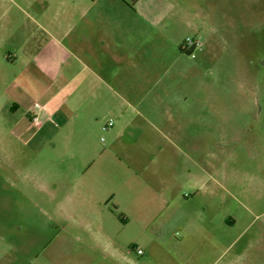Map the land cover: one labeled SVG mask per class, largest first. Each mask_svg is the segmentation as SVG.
<instances>
[{
    "label": "rangeland",
    "instance_id": "obj_1",
    "mask_svg": "<svg viewBox=\"0 0 264 264\" xmlns=\"http://www.w3.org/2000/svg\"><path fill=\"white\" fill-rule=\"evenodd\" d=\"M134 8L138 16L111 15V25L168 28L161 58L133 70L123 86L112 81L100 118L65 130L74 142L56 134L58 117L33 141L12 128L25 108L10 114L11 123L1 117L0 264H180L177 252L193 264H264V0H139ZM171 38L200 46L194 56L180 54ZM17 83V101L33 103L43 123L38 99L47 82ZM73 114L71 126L80 122ZM104 162L113 172L105 189L86 177L90 190L74 189L72 202L46 201V183L70 191L68 181ZM152 171L192 176L193 191L181 192L197 195L187 209L214 219L192 226L183 244L165 202L119 189L120 174ZM162 212L165 221L153 222Z\"/></svg>",
    "mask_w": 264,
    "mask_h": 264
},
{
    "label": "crops",
    "instance_id": "obj_2",
    "mask_svg": "<svg viewBox=\"0 0 264 264\" xmlns=\"http://www.w3.org/2000/svg\"><path fill=\"white\" fill-rule=\"evenodd\" d=\"M100 1L0 0V82L2 96L6 99L5 105L0 109V129L4 113L6 115L3 119L11 123L10 114L23 107L27 112L13 123L14 130L22 131L23 135L28 134L31 141L40 140L39 136L51 127V120L58 117L61 125L56 134L62 130L65 144L74 142L69 140L71 135L65 134V130L67 132L74 126L87 128L100 118L101 110L110 102L112 81L117 86H123L134 75L133 70L142 68L143 64L158 62L161 44H165L168 39L164 34L168 28L150 23L146 27L139 26L131 20H121L119 24L111 25V15L120 13V17L123 15L126 18L130 13L138 16L139 12L134 6L139 0H116L120 4L115 2L119 5L115 10L110 7L113 0H107V7ZM171 42L173 46H177L180 54H184L180 50L182 40L171 38ZM32 80L47 82L38 99L41 104L39 116L44 120L40 126H35L32 121L37 115L33 111V103L24 105L16 99V89L21 86L17 82ZM97 102L98 110L95 109ZM69 111L80 122L71 126L66 117ZM34 129L35 133L30 135ZM12 134L15 135L16 132L13 131ZM3 141L1 138L0 145ZM94 165H89L87 170L82 171L83 180L79 179L73 184L70 181L66 183L70 184V191L57 182L46 183L44 187L51 194L46 201L55 205L72 202L74 189L90 190L82 187L87 184L84 179L86 177L93 189H105L113 172L106 168L105 162L98 168ZM184 173L152 171L150 174H120L118 181L121 191L152 192L159 202L167 204L165 209L172 211L171 216H174L170 224L176 234H182V239L178 241L180 244L195 235L192 226L201 225L202 221L214 220H198L187 209L197 195L193 198H189L190 195L182 196V190L193 191L189 186L193 181L192 176ZM196 178L195 176L194 180ZM195 183L198 184L199 181ZM164 215L163 212L158 214L153 222L163 223ZM187 254L177 252L174 256L180 258V264H193L189 258L191 255ZM141 256H145V253ZM126 260L129 262L127 258ZM198 263L206 264L208 261Z\"/></svg>",
    "mask_w": 264,
    "mask_h": 264
},
{
    "label": "built area",
    "instance_id": "obj_3",
    "mask_svg": "<svg viewBox=\"0 0 264 264\" xmlns=\"http://www.w3.org/2000/svg\"><path fill=\"white\" fill-rule=\"evenodd\" d=\"M199 46H200V42L192 40L190 42H184L183 45H182V48H183V50L188 52L189 55L194 56L193 51H194L195 48H197ZM32 121H33V124L35 126H40L41 125V122L39 121L38 117H34L32 119ZM112 126H113V123L109 122L107 124V126H105L104 129H108V128L112 127ZM142 253H143L142 250L139 249L138 250V255H141Z\"/></svg>",
    "mask_w": 264,
    "mask_h": 264
},
{
    "label": "trees",
    "instance_id": "obj_4",
    "mask_svg": "<svg viewBox=\"0 0 264 264\" xmlns=\"http://www.w3.org/2000/svg\"><path fill=\"white\" fill-rule=\"evenodd\" d=\"M182 45H183V44H182ZM182 45L180 46V50H181V52H183V53H188V52H186L185 50H183Z\"/></svg>",
    "mask_w": 264,
    "mask_h": 264
}]
</instances>
